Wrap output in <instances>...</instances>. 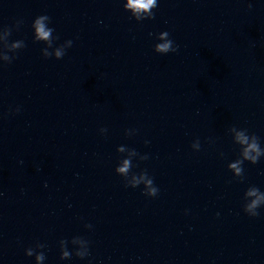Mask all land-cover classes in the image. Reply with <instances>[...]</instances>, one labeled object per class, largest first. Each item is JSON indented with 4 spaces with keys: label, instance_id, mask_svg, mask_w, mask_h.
Returning <instances> with one entry per match:
<instances>
[{
    "label": "clouds",
    "instance_id": "1",
    "mask_svg": "<svg viewBox=\"0 0 264 264\" xmlns=\"http://www.w3.org/2000/svg\"><path fill=\"white\" fill-rule=\"evenodd\" d=\"M124 10L131 13V16L134 17L137 21H142L144 19H153L154 13L153 9L157 7V0H127L126 3L123 4ZM249 8H251V4H249ZM50 17L47 15H40L35 18L32 23V28L34 30V42L36 41H43L47 43V47L42 49V54L45 58L54 56L57 60L62 59L65 55V50L72 46V41L67 40L64 44L60 45L59 47L55 48L54 53L48 51L49 48H52L53 43L58 37L53 36L54 29L49 27L48 24L50 23ZM22 21H17L16 27H19V24ZM3 31L6 36L9 38L12 29L9 27H5L0 29ZM160 43L155 44L154 51L159 54H167L169 52H176L177 46H174V42L169 38V33L167 31L161 32L156 37ZM25 47V44L22 40H17L12 44V48L19 50ZM17 52V51H16ZM12 55L5 54L4 60L6 63L10 64L12 60L15 59V53ZM19 111V108L16 109ZM107 131L105 128H101L100 132L103 134ZM130 130H126L125 134L128 135ZM230 133H234L232 136L233 143L240 146L239 158L236 159L234 162L229 164V168L231 171L235 173L236 176H243V168L242 165L244 161H248L252 164H256L259 161L261 156H264V149L260 147L259 138L255 134H248L247 129H238L237 127L233 126L229 129ZM145 143H148L145 141ZM191 147L193 150L199 151L200 149V142L196 140L192 143ZM125 146H119L117 148L118 153L125 152ZM130 155H138V153L134 149H128ZM223 155V154H221ZM147 155H141L140 160H147ZM133 164L132 160L123 159L122 163H120L115 172L125 178V187H132L136 188L139 185L143 184V195L147 197H156L158 195L159 189L154 186L153 179L148 175L147 171H141L139 174L131 173L130 170L132 169ZM131 177L129 180L128 177ZM245 197H254L251 199L250 202L245 201ZM244 204H243V211L251 216L256 217L259 215L257 211L262 205H264V192H261L257 187L251 186L249 187L246 192L244 193ZM85 227L91 228L92 225L86 224ZM83 242L88 245V248L85 251H77L75 256L79 257L80 259H84L89 255V241L83 237H73L72 242ZM69 241L65 239H61L59 241L60 247V259H70L72 256V252H70L67 248ZM35 247L39 249L45 248V245L42 243H37ZM25 255L31 257L35 255L36 264H43L45 260V254L43 251L36 252L33 247H29L25 250Z\"/></svg>",
    "mask_w": 264,
    "mask_h": 264
}]
</instances>
